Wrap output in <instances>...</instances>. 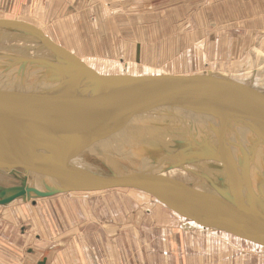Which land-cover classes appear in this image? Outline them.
I'll use <instances>...</instances> for the list:
<instances>
[{
	"label": "water",
	"instance_id": "water-1",
	"mask_svg": "<svg viewBox=\"0 0 264 264\" xmlns=\"http://www.w3.org/2000/svg\"><path fill=\"white\" fill-rule=\"evenodd\" d=\"M0 31H10L38 41L56 57L54 62L42 58L0 55L3 72L13 74L6 77L3 72L0 73L1 168L9 170L10 165H18L26 174L31 172L35 176L36 172L44 184L65 178L60 170L57 175L49 173V164L54 166L52 169L67 167L79 176L71 159L66 156L68 151L76 148L80 151L85 146L88 148L94 141L100 142L108 129L114 126L139 123L145 117L171 116L174 115V110L180 108H197L206 111L210 121L206 127L213 132L212 137L215 140L199 143V147L205 145L206 151L181 154L176 164L184 166L201 160L217 162L224 170L229 188L227 193L212 185L214 194L196 193L187 191V185L151 186L137 178L141 176L139 171L133 177H128L110 170L108 178L95 177L90 180L80 175L81 181L63 182L64 184L57 187L45 186L43 191L28 187L24 177L19 186L0 188V206L26 199L31 194L33 199H37L79 191L137 188L201 228L239 235L264 248V201L261 202L264 197L261 193L256 196L250 187V155H246L240 142L233 143L241 153L238 172L235 159L231 153L226 152L225 145L230 118L250 124L253 134L264 145L263 93L210 72L185 76H167L159 72L143 75L101 74L32 25L0 19ZM40 66L54 74L53 80L66 78V84L80 88L84 93L41 95L32 91L9 90L6 87L10 84L22 86L21 82L26 75L35 74L38 70L36 68ZM38 80L41 82L43 77L40 75ZM252 126L256 129H252ZM180 127L187 132H193L190 125L189 128ZM193 135L196 136L194 133ZM205 138L208 139V136ZM189 139L194 143L192 138ZM259 142L250 147L254 149ZM192 143H181L186 146L181 153L192 147ZM37 151L45 153L39 154ZM179 154L176 153L175 156ZM46 159L49 161H45ZM152 169L145 170L146 174L143 175L150 177L156 174ZM243 186L249 193L248 200L244 199ZM166 194L178 197L186 206L171 202ZM201 204L206 207L201 208ZM196 205H199V213L192 210ZM206 217L213 219L208 220ZM242 222L245 224H241ZM36 264H47V258L43 257Z\"/></svg>",
	"mask_w": 264,
	"mask_h": 264
},
{
	"label": "rangeland",
	"instance_id": "rangeland-1",
	"mask_svg": "<svg viewBox=\"0 0 264 264\" xmlns=\"http://www.w3.org/2000/svg\"><path fill=\"white\" fill-rule=\"evenodd\" d=\"M244 1L249 4L247 7L252 10L251 12L248 10V12L253 15L250 16L251 18H246L249 20L247 23L245 22L246 25H248L249 22L250 24H255V27H261L259 28L261 30L258 31L264 34V29H262L264 27V0ZM105 2H102V0H95L93 2L91 0H0V19L19 21L38 28L44 34L47 33L46 35L57 45L72 52L79 58L82 57V62L87 61L92 64L93 69L96 72L99 71L98 73L101 74L143 75L159 72L171 76L172 73L196 75L210 72L213 75L223 76L247 85L249 88L264 94V52L258 51L256 54L252 55L251 58H247L244 61H235V59L227 61L226 59L228 57L225 54L222 55V59H226L224 61H218L217 65L215 64L213 66L198 54L188 52L181 55L185 44L183 45L180 43V39L177 37L178 34H176L175 42L173 43L170 41L169 36L160 37L158 41H155V39L153 40L151 37L152 32L142 31L147 37L142 41V39L138 40L135 38L137 33L135 29L132 28L133 26L140 27L133 25L134 20L130 17L132 13H139L142 15L140 16L142 18L148 17L150 22L143 25H156L158 20H165L169 14L181 11L186 7L192 12L199 10L203 15H201L202 20L206 22L205 27H207V21L209 19L206 11L207 6L216 7L218 4L222 3H236L237 7H235V9L242 11L243 0H207L208 4L200 0H108L111 4L109 8H106L104 16L103 7L101 6L99 8V4L103 5ZM224 5L226 6V4ZM258 5L260 9H258ZM231 6L233 7V5ZM194 7H196V9ZM115 8L118 9L110 10ZM223 17L224 16H222V18ZM259 17H261V20H258ZM107 18L110 20L107 21ZM154 18H156V21L152 22ZM116 20L123 21L116 22ZM126 20L128 22H126ZM216 20L215 18V21ZM129 21H132V23ZM260 22L262 26H257ZM224 23L228 24L226 22ZM233 23L242 25L238 20ZM115 28H117L116 33ZM241 28H243V25ZM112 32L114 36L111 38ZM187 32L189 33V31ZM188 33H184L187 38ZM234 33H236V35L243 34V32L238 31ZM140 35L142 34L140 33ZM26 37L10 31H0V41H24L30 43L29 46L33 47L35 52H39L42 55L49 54L45 52L38 41H33ZM56 37L60 40L59 42L55 41L57 40ZM146 39L151 40L146 41ZM197 46L200 51H206L208 48L207 45L199 44ZM28 50L29 47L11 48V50L0 49V55L6 54L8 56H16L20 54V52H27ZM215 57H217V55ZM0 62H2L1 59ZM232 63L236 64L232 65ZM86 65H88V63ZM2 67L3 66H0V73L3 72ZM188 111L190 115L186 113L188 114L186 119L189 122L185 123L181 119L180 121L186 124L185 126L187 128H189V125L192 126L191 128L193 129L191 130H193L196 136L201 138L208 136V138L214 139V137H212L213 132L209 131L206 127L210 122L209 117L206 115V111L197 108L188 109ZM157 117L152 116L145 120L153 121V125H155L157 129L170 126V121L157 124L155 122ZM232 119L237 123V126L228 124L227 140L232 139L237 141L238 139V141H246L243 140V136H245L246 133H253L250 129L251 127H245L243 124H240V121H237L239 119ZM254 128L255 126H252V129ZM253 135L255 142H259L256 135ZM258 145L264 151V145L260 142ZM126 151L129 154L126 159L131 160V164L136 163L131 157L135 155L130 154L128 148ZM38 152L39 154L45 153L44 151H37L36 153ZM81 154L85 156L83 160H86L87 165L95 172L94 177L108 178L110 176V170L107 168L101 156L92 152L87 153L86 151H82ZM46 160L49 161V159ZM262 161L263 163L259 165L260 168L257 167V165L251 166V177L254 181L259 180V172H262L263 174H261L264 175V160ZM118 162H122V160L118 159ZM80 164H82V162ZM11 168L19 170V172H11L13 170L7 172L0 167V188L19 186L21 184V179H24L23 175H26V173L22 167L18 166ZM196 179L198 180L197 185L203 181L200 177ZM28 180L32 187L39 186L41 189L45 190V184L42 182L39 175L33 176L29 174ZM60 195L61 196L56 195L50 198L38 199L35 202L18 199L8 205L0 206V250H5L3 245L12 247V245L17 244L16 247H20L21 245L22 256L27 257V259L34 260L37 257V261H39L43 257H46L47 264H50L53 258L58 259L55 250L58 246L61 248L63 245L60 239L66 237L64 233L69 229L66 223L67 217L68 213L72 211V206H67L65 203L59 208L58 197L63 198V200L77 196H101L105 200L119 197L128 200L129 203L138 204L142 213L146 211V214L148 213L151 215L146 218V221L150 224L154 222H158V224L165 223L164 225L169 224L173 215L175 218L182 221V223L186 222L188 226L198 227L192 220L179 218L177 213L149 194L134 189H115L97 193L76 192ZM47 210L49 214H51L50 217L46 214ZM192 210L198 213L200 212L194 208H192ZM201 215H203L202 212ZM134 218L132 216L130 219L134 220ZM70 219L73 224L74 219L72 215ZM206 219L211 220L213 218L206 217ZM241 224L244 223L242 222ZM211 230L212 228H207L205 231L200 229L189 235L190 237L196 238V236H198L201 238V241L199 240L197 242L200 243V245L203 244L204 248L208 250L205 252L206 256L210 255L211 257L213 255L211 253H215L216 262L210 258L205 264H222L223 262H226L225 264H229L230 262V264H264V248L254 246L249 240L240 236L230 237L231 234L228 236L224 232L223 235H227L226 237H229V241L213 237L211 236ZM215 231L220 232L218 230ZM218 235L222 234L218 233ZM41 236L45 241H40L39 237ZM58 239L59 242L57 241ZM52 240L56 241V243ZM57 243L61 244L58 245ZM35 249H38V252L35 251ZM210 250L213 252H210ZM241 250L245 252L241 254ZM39 253L40 255L38 256ZM78 255H82L80 257V263L84 264L85 258L83 254L79 253ZM15 260L18 259L16 258ZM17 263L18 261H12L11 264ZM0 264H3L2 259H0Z\"/></svg>",
	"mask_w": 264,
	"mask_h": 264
},
{
	"label": "crops",
	"instance_id": "crops-1",
	"mask_svg": "<svg viewBox=\"0 0 264 264\" xmlns=\"http://www.w3.org/2000/svg\"><path fill=\"white\" fill-rule=\"evenodd\" d=\"M103 1L105 2V0ZM200 1L208 4L207 0ZM242 3V11L235 9L237 7L236 3H222L216 7L207 6L208 28L205 27L206 22L201 18L203 16L201 12L199 10L192 12L187 7L176 13L169 14L165 20H158L156 25H143L150 22V20L148 17H140L142 15L139 13H132L130 17L134 20L133 25L140 26L132 27L137 33L136 39L144 41V38L147 37L142 31H150L152 32L151 37L153 40L158 41L160 37L169 36L170 41L174 43L175 36L178 34L177 37L180 39V43L185 44L181 55L188 52L198 54L214 66L215 64L217 65L218 61L226 59H222V55L225 54L228 57L227 61L233 59L235 61H244L247 58H251L258 51L264 52V34L258 31L261 30L259 29L261 27H255L256 25L250 24V22L246 25L247 21H249L246 18L253 16L250 14L252 9L247 7L249 4L245 3L244 0ZM110 4L108 0L103 5L99 4V8L103 7L104 16L106 8H109ZM194 8L196 9V7ZM116 9L118 8L110 10ZM258 9H260L259 5ZM222 16L224 17L222 18ZM215 18L217 19L216 21ZM221 18L228 24H225ZM106 20L109 21L110 19L107 18ZM127 20L126 22H128ZM236 20L242 23L243 28H241V24L233 23ZM258 20H261V17ZM122 21L116 20V22ZM155 21L156 18L152 19V22ZM129 22L132 23V21ZM257 26H262L261 22ZM236 31L243 32V34L236 35L234 33ZM116 32L117 28H115ZM185 32L188 33V38L184 34ZM111 34L112 38L114 33L112 32ZM56 39L55 41H60L57 37ZM149 40L151 39H146V41ZM199 44L207 45V50L200 51L197 46ZM216 55L217 57H215ZM81 58L79 59L82 61ZM84 63H88L87 66L93 69L92 64L87 61H84ZM234 64L232 63V65ZM173 75L185 76L186 74L172 73L171 76ZM182 116L187 118L185 113ZM57 199L59 208L65 203L67 206H72V211L68 213L67 217L66 223L69 229L67 228L68 230L64 233L66 237L63 236L64 238L60 239L63 245L61 248L58 246L55 250L58 259L53 258L50 264H82L80 263L82 255H78L79 253H82L85 258L84 264H205L210 258L216 262L215 253H211L213 254L211 257L209 254H207L209 256H206L205 252L207 249L204 248L203 244L200 245L197 242L201 241L200 237L189 236L195 231L200 229L205 231L206 229L199 228V226H188L186 222L182 223L173 215L169 224H158V222L150 224L146 221V218L151 215L146 214V211L142 213L138 204L129 203L128 200L119 197L109 198L108 200L103 199L101 196H77L67 198V200L58 197ZM46 214L48 217L51 216L48 210ZM71 215L74 219L73 224L70 219ZM132 216L133 218L135 217L134 220L130 219ZM179 218L182 217L179 216ZM210 232L213 237L229 241V237H226L227 235L229 236L228 233L223 235V232H216L214 229ZM218 233L222 235H218ZM230 237L233 236L230 235ZM39 239L41 242L45 241L42 236ZM57 241L59 242V239ZM54 242L56 243V241ZM3 246L5 250H0V259H2L3 264H11L12 261H18L17 264H36L38 260L37 257L34 260L23 257L21 245L20 247H16L17 244L12 245V247ZM35 251L38 252V249H35ZM210 252L213 251L210 250ZM243 252L245 251L241 250V254ZM16 258L18 260H15ZM225 263L223 262L222 264Z\"/></svg>",
	"mask_w": 264,
	"mask_h": 264
},
{
	"label": "bare ground",
	"instance_id": "bare-ground-1",
	"mask_svg": "<svg viewBox=\"0 0 264 264\" xmlns=\"http://www.w3.org/2000/svg\"><path fill=\"white\" fill-rule=\"evenodd\" d=\"M29 44L30 43L19 41V40L18 41L17 40L16 41H0V49H10L11 50V48L29 47V50L27 52L26 51L20 52V54L16 55V57L42 58L47 61L55 62L56 57L54 56V53L43 48L45 52L49 54L42 55L39 52L38 53L35 52L33 50V47L29 46ZM36 69L38 70L35 72V74L28 73L29 75L28 76L26 75V77L21 82L23 84L22 86H19V85L15 86L14 84H10V86L7 85L6 87H8L9 90L16 89L19 91L21 90L32 91L33 93L34 92L40 93L41 95H47V94L49 95L51 94L80 95L81 93H84L80 88L76 89L71 84H66L64 82L66 78H62L61 80H56V81L53 80L52 78L54 77V74L44 70L46 69V67L40 66V67H37ZM2 74H5L6 77L13 76L12 73L3 72ZM40 75L43 77V80H41V82L38 80ZM88 93L89 91L87 90V94ZM172 113L174 115L158 116L157 119L155 120L157 124L166 123L170 121L171 124L169 127L157 129V127L153 125V121L151 122L149 120H145L147 119V117H145V118H142L139 123L135 122L136 124L130 123L129 125L120 126V127L114 126L113 128L108 129V132L104 134L100 142L99 140L96 142L94 141L90 146H88V148L85 146V148L84 149L82 148L83 150H80V151L77 148L70 150L66 153V156H68L69 160L71 159V162L73 163V166H75V169L78 171V173L90 180H94L93 178H95L94 177L95 172L92 170V168L89 165H87L86 160H83L84 159L83 157L85 156L81 154L82 151H86L87 153L92 152V153H95L96 155L101 156L104 159L107 168L118 175L125 174L128 177L129 176L133 177L134 174H137L136 172L139 171V175L141 176L137 178L139 180H142L143 182L149 183L151 186H155V185L168 186L171 184H173V186L174 185H187V188H186L187 191L212 195V193L213 194L215 193V191L212 190V185H213L217 189H221V191H225V192L227 191L228 193L229 188H228L227 179L225 177L224 170L222 169L219 163L211 161V160H201V161H193L184 166H179L178 164H176V160L179 158L181 154L198 152V151H206L207 148H205V145H201L199 147V143H206L208 141L211 142V141H214L215 139H212V138L207 139V138H201L199 136H194L193 132H187L180 127L181 125L183 128H187L185 126L186 124H184L183 122L186 123L189 121L185 117H183L182 114L189 113L190 115V112L188 111V109H186V111L185 109H182V110L176 109ZM186 115L188 116V114ZM180 119L183 120V122L180 121ZM237 121H240V124H243L245 127H249L250 125L246 121H243L240 119ZM228 124L237 126V123L232 118H230V121H228ZM188 136L193 139L194 143H192V140L189 139ZM243 140H246V141H238V139L236 141V140L229 139L226 142L225 140V145H227L226 152L227 153L229 152L232 154V156L235 159L238 172H240L241 153L239 152L238 147H236V145L234 146L233 143L234 142L241 143L242 148L244 152L246 153V155L247 156L250 155L249 159L251 163H250V170L248 173L250 176V181H251L250 187L256 196H259V193H261L262 196L264 197V175H262L263 173L259 172V175H258L259 180L254 181L251 177V166L257 165V167H259V165L263 163L262 160H264V151L261 149V147H259L258 144L257 146H255L254 149L250 147V146L253 147L254 144L257 143L255 142L253 133H246V135L243 136ZM187 142L192 143V147H190L189 149L181 153L182 152L181 150L186 148V146H182L181 143H187ZM127 148L129 149L130 154L135 155L131 157L134 161H136V163L131 164L130 163L131 160L126 159L127 155H129L128 152L126 151ZM176 153H180V154L175 156ZM118 159L119 160L121 159L122 162H118ZM45 161H48V160H45ZM81 162L82 164H80ZM11 167H18V165L16 166L10 165V169L6 171L9 172L13 170L11 172H14V171L19 172V170H14ZM47 167L50 170L49 173H51L52 175H57V172L60 170L61 175L64 174L66 179L64 178L58 181L47 182L45 184L46 187H57V186H61L63 182H73V181L78 182L82 180L80 175L78 176L72 173L71 170L68 169L67 167L62 166V168L59 167V169H52L54 166H52L51 164L47 165ZM149 169H152L153 171H155L153 173H156V174H153L150 177H146L145 175H143V174H146L144 173L145 170H149ZM35 173H34L35 176L38 175ZM29 174L33 175L30 172L23 176L26 177V180H27L26 185L28 187H32L29 184V180H28ZM197 177H200L203 180L198 185H197L198 180L196 179ZM205 178L207 180H205ZM33 188L39 191H43V189H41L39 186L38 187L35 186ZM115 189H134V190L144 192L140 189L130 188V187H116V188L107 189L103 191L101 190V191H79V192L97 193V192H105V191H110V190H115ZM242 189H243L244 199L248 200L249 193L246 187L243 186ZM70 193H76V192H70ZM57 195H60V194H57ZM53 196H56V195H53ZM53 196L33 199L34 196L31 194V195H27L26 198L27 197L28 198L24 200H30L32 202H35L38 199L50 198ZM166 196L169 198L171 202L177 203L180 206H186V204L183 201H181L178 197H175L171 194H166ZM256 198L258 199V197ZM263 201L264 199L261 200V202ZM197 207H199V205L198 206L196 205L194 209H197ZM200 207L205 208L206 206L201 204ZM197 210H199V208ZM218 231H221V230H218ZM221 232H224V231H221ZM231 235L233 236V234ZM250 242L252 243V241ZM252 244L254 246H258L259 248H262L259 245H256L254 243Z\"/></svg>",
	"mask_w": 264,
	"mask_h": 264
}]
</instances>
